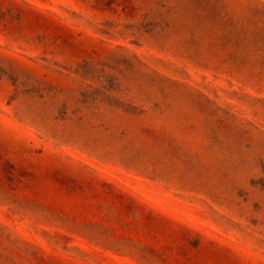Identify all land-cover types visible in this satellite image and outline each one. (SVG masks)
I'll use <instances>...</instances> for the list:
<instances>
[{"label": "rangeland", "instance_id": "374dc122", "mask_svg": "<svg viewBox=\"0 0 264 264\" xmlns=\"http://www.w3.org/2000/svg\"><path fill=\"white\" fill-rule=\"evenodd\" d=\"M0 264H264V0H0Z\"/></svg>", "mask_w": 264, "mask_h": 264}]
</instances>
